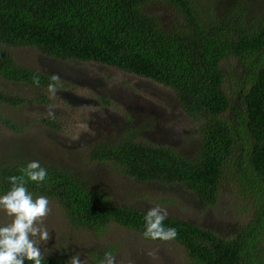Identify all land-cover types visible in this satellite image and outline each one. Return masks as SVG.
<instances>
[{
	"label": "trees",
	"instance_id": "16d2710c",
	"mask_svg": "<svg viewBox=\"0 0 264 264\" xmlns=\"http://www.w3.org/2000/svg\"><path fill=\"white\" fill-rule=\"evenodd\" d=\"M256 1L239 0L217 20L209 3L199 7L193 0H0V106H52L50 83L55 92L71 88L56 76L20 66L10 52L17 48L104 65L171 90L183 112L202 124L196 158L128 132L114 143L96 146L91 160L140 183L180 185L207 207L218 203L231 179L251 208L250 220L234 237L168 217L164 223L175 227L177 236L167 241L184 249L187 264H264V8L253 13V20L246 17ZM158 4L180 21L164 26L150 12ZM235 62L245 66L244 84L242 79L237 83L240 107L227 86L232 76L227 67ZM4 85L40 93L27 99L6 93ZM36 121L64 131L55 116L39 114ZM0 122L14 133L24 131L4 116ZM28 163L0 164V193L10 189L8 177L21 175L19 169ZM41 166L47 169L46 181H29L26 187L34 198L55 201L71 227L102 236L115 224L147 241H165L144 237L146 211L114 204L71 171ZM42 257L43 264H69L64 257Z\"/></svg>",
	"mask_w": 264,
	"mask_h": 264
},
{
	"label": "rangeland",
	"instance_id": "374dc122",
	"mask_svg": "<svg viewBox=\"0 0 264 264\" xmlns=\"http://www.w3.org/2000/svg\"><path fill=\"white\" fill-rule=\"evenodd\" d=\"M193 1L199 7H207L209 3L217 20L229 13L228 7L239 4V0H225L226 6L222 0ZM263 8L264 0H257L246 10V17L253 20L257 14L253 13ZM150 12L164 26L180 21L172 10L161 4L152 7ZM10 52L20 66L56 76L71 88L54 92L56 104L52 106L33 102L18 108L0 106V118L4 116L24 126V131L14 133L0 122V164L39 161L41 165L68 170L88 189L104 193L116 205L146 212L160 206L167 209L168 217L189 221L225 238L234 237L250 220L251 208L231 179L224 185L218 203L207 207L180 185L140 183L120 174L109 164L91 160L90 154L96 146L114 143L128 132L130 137L196 158L202 124L192 121L183 112L171 90L104 65L56 60L34 48H17ZM244 69L238 62L227 67L232 75L227 86L233 92L234 104L239 107L242 97L237 83L245 76ZM3 89L27 99L40 93L13 85L10 88L4 85ZM39 114L59 118L64 131L39 125L36 121ZM10 222L11 218L0 211V224ZM39 226L49 232L46 241L36 238L42 255L69 260L78 253L83 264H100L105 253L115 256L116 264H187L184 249L174 241L150 242L115 224L102 236L75 229L53 200H49V212Z\"/></svg>",
	"mask_w": 264,
	"mask_h": 264
},
{
	"label": "clouds",
	"instance_id": "9594fccd",
	"mask_svg": "<svg viewBox=\"0 0 264 264\" xmlns=\"http://www.w3.org/2000/svg\"><path fill=\"white\" fill-rule=\"evenodd\" d=\"M56 78L53 77V80ZM34 83L39 85V80ZM56 85L50 83L48 89L55 92ZM21 175L8 177L10 189L0 193V211L11 218L10 223L0 224V264H43V257L38 243L48 240L47 228L40 227L43 218L49 212V200L44 196L34 198L26 187L29 181L44 183L47 179V169L39 161H31L19 169ZM168 211L160 206L151 207L144 215V237L152 240H171L177 236L175 227H168ZM69 264H83L77 253L70 257ZM100 264H116V258L111 253H105Z\"/></svg>",
	"mask_w": 264,
	"mask_h": 264
}]
</instances>
